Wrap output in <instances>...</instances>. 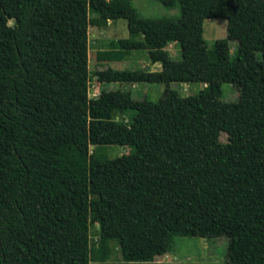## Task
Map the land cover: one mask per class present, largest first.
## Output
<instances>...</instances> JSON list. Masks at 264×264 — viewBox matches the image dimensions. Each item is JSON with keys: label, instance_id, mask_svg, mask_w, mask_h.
Listing matches in <instances>:
<instances>
[{"label": "trees", "instance_id": "1", "mask_svg": "<svg viewBox=\"0 0 264 264\" xmlns=\"http://www.w3.org/2000/svg\"><path fill=\"white\" fill-rule=\"evenodd\" d=\"M156 1L179 15L143 17L133 0H0V264L105 262L114 248L115 264H176L155 260L176 236H225L227 264H264V142H221L215 118L223 83L241 105L264 83V0ZM219 17L226 38L209 46L203 20ZM120 18L128 36L97 59L146 50L159 68L94 76L161 83L158 101L88 94V27ZM176 82L207 86L183 96ZM107 145L132 151L108 158Z\"/></svg>", "mask_w": 264, "mask_h": 264}, {"label": "rangeland", "instance_id": "2", "mask_svg": "<svg viewBox=\"0 0 264 264\" xmlns=\"http://www.w3.org/2000/svg\"><path fill=\"white\" fill-rule=\"evenodd\" d=\"M133 5L143 17L157 18L162 16H177L179 8L169 9L156 0H133ZM12 25L13 21L9 20ZM203 37L212 46L217 39L226 38L227 19L209 18L203 20ZM128 36L127 21L125 19L109 20L104 26L88 27V51H89V96H96L101 89H131L133 97L142 99L144 97L152 101H158L164 94L165 86L161 83L140 82L138 85L119 82L100 83L94 76L98 69L113 68L118 70H137L147 68L157 70L149 61L146 50H133L121 61H99L96 52L113 46L119 38ZM230 55L234 56L237 42L230 41ZM173 59L180 58V48L177 43H169L166 46ZM171 88L176 89L183 96L195 93L206 88L205 83L199 82H176ZM251 103L241 105L233 85L222 84V96L215 111L216 119H225L226 125L221 130V142H264V83L252 84L249 87ZM115 119L122 120L123 117L116 116ZM93 146L90 147L92 149ZM130 146L107 145L103 152L108 158H116L129 154ZM90 238L95 241L99 235V226L94 224L90 227ZM227 238L225 236L203 238L198 236H176L174 238V249L172 252L155 257L157 261L174 262L176 264H227ZM120 257L118 249L114 248L110 260L105 262H91L90 264H115Z\"/></svg>", "mask_w": 264, "mask_h": 264}, {"label": "crops", "instance_id": "3", "mask_svg": "<svg viewBox=\"0 0 264 264\" xmlns=\"http://www.w3.org/2000/svg\"><path fill=\"white\" fill-rule=\"evenodd\" d=\"M130 53H131V52H130ZM130 53H129V54H130ZM152 65H153V67H154V68H156V67H158V68H159V64H152ZM138 83H140V82L133 83V85H136V84L138 85Z\"/></svg>", "mask_w": 264, "mask_h": 264}, {"label": "built area", "instance_id": "4", "mask_svg": "<svg viewBox=\"0 0 264 264\" xmlns=\"http://www.w3.org/2000/svg\"><path fill=\"white\" fill-rule=\"evenodd\" d=\"M97 96V95H96ZM91 97V96H90ZM92 97H95V95L94 96H92Z\"/></svg>", "mask_w": 264, "mask_h": 264}]
</instances>
